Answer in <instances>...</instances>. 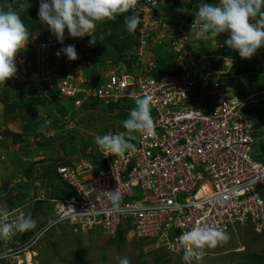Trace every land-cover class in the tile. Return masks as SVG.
I'll return each mask as SVG.
<instances>
[{"label":"built area","instance_id":"built-area-1","mask_svg":"<svg viewBox=\"0 0 264 264\" xmlns=\"http://www.w3.org/2000/svg\"><path fill=\"white\" fill-rule=\"evenodd\" d=\"M175 1L139 0L136 42L119 58H97L90 35L70 34L63 43L57 37L34 41L15 57L17 73L5 85L53 88L76 109L152 96L157 135L137 134L136 150L124 155L99 148V165L82 160L58 166L57 175L72 195L53 201L52 214L18 248L1 240L5 247L0 256L34 253L50 230L67 223L108 238L122 231L130 239L182 257L177 238L197 224L227 232L246 225L256 233L264 230V158L257 162L253 157L255 121L244 114L253 101L234 92L243 75L236 68L239 52L232 49L237 57L227 58V33L195 38L200 25H192L198 5L210 1ZM68 45L75 46V61L63 53L57 56ZM255 57L264 63V47ZM167 58L173 65L159 72L158 59ZM258 95L264 98V91ZM109 132L122 131L103 134ZM117 188L123 197L120 214L111 211L106 193ZM16 210L10 211L9 222Z\"/></svg>","mask_w":264,"mask_h":264},{"label":"clouds","instance_id":"clouds-1","mask_svg":"<svg viewBox=\"0 0 264 264\" xmlns=\"http://www.w3.org/2000/svg\"><path fill=\"white\" fill-rule=\"evenodd\" d=\"M138 3L139 0H40L38 17L60 43H63L67 28L70 36L74 38L90 35L89 43L95 45L97 24L114 21L125 13H132L125 16L124 23L127 31L134 33L140 24V17L135 14ZM20 7L23 8V5ZM195 24L200 25L195 32L197 40L215 39L221 33H227L225 44L238 51L241 58L251 59L258 49L264 47V0H219L218 3H201L192 26ZM28 43L29 30L19 13L11 5L0 7V86H4L8 79L16 75L15 57ZM61 53L72 61L78 58L74 45L62 48L57 56ZM132 99L135 106L122 122L126 131L95 136V143L102 151L111 155H124L136 150L133 141L137 139V134L142 137L157 135L156 122L151 112L152 96H136ZM106 193L111 202V211L115 214L122 213L123 197L119 188ZM9 215L6 205H0V251L5 247L1 240L11 241L12 244L7 247H13L16 235L35 230L37 226L31 214L22 209L16 210L15 219L10 222ZM229 239V234L223 228L207 223L197 224L177 238V251L182 248L184 264H192L193 259L203 257L206 249L215 248ZM22 243L18 242L16 245ZM117 261L118 264H131L127 256H119Z\"/></svg>","mask_w":264,"mask_h":264},{"label":"rangeland","instance_id":"rangeland-1","mask_svg":"<svg viewBox=\"0 0 264 264\" xmlns=\"http://www.w3.org/2000/svg\"><path fill=\"white\" fill-rule=\"evenodd\" d=\"M21 4L23 8L20 7ZM8 5H11L19 14L27 13L38 16L40 0H0L1 7L6 8ZM67 34L69 33L66 28L65 35ZM41 35H45L46 38L56 37L48 27L34 28L29 31V43L17 56H20L27 47L32 46L34 41L38 43L37 38ZM225 53L228 59L237 57L232 49H226ZM236 64L239 71H246L240 79L236 80L234 92L239 97L253 101L246 105L244 114L255 121L254 134L257 142L253 157L257 162H261L264 158V98L258 93L264 91V71H262L264 63H260L256 57L251 59L240 57ZM58 103L59 106H48L53 111L41 110L43 115L49 119L51 129L45 137L51 143L59 142L60 144L59 150L51 156V159H55L54 162L64 157L71 161L76 159V163L82 160L88 161L91 155L96 156L99 152V147L94 140L96 135H102L108 130L125 131L122 125L124 119L117 118L118 112H110L108 107L94 108L90 105L76 109L73 102L68 99H60ZM132 103L135 106V103ZM38 108L41 109V107ZM54 108L60 109V112H54ZM125 117L127 118L128 114H125ZM84 144L87 149L82 152L80 148ZM97 170L98 168H95L94 172ZM36 228L32 230V235L38 230ZM227 233L230 236L228 242L206 249L203 257L193 259L192 264H264L263 232L258 234L246 225L238 226ZM110 239L98 230L84 231L80 230L76 224L67 223L50 230L34 253L24 251L19 256H12L8 253L3 256L6 258H0V264H71V259L75 260L79 255L86 257L87 264H118L117 257L119 256L129 257L131 264H184L182 256H172L150 243L136 241L125 235L120 243L112 242ZM16 243L13 244L16 245Z\"/></svg>","mask_w":264,"mask_h":264},{"label":"crops","instance_id":"crops-1","mask_svg":"<svg viewBox=\"0 0 264 264\" xmlns=\"http://www.w3.org/2000/svg\"><path fill=\"white\" fill-rule=\"evenodd\" d=\"M16 91L7 85L0 88V93L8 98ZM38 107L6 109L0 100V205H6L9 212L18 208L30 213L40 227L52 214L53 201L61 199L64 192L55 168L77 160L51 159L60 144L45 137L51 132L49 119L42 113L44 108ZM89 160L99 165L96 157ZM31 232L16 235L13 243L24 242Z\"/></svg>","mask_w":264,"mask_h":264},{"label":"trees","instance_id":"trees-1","mask_svg":"<svg viewBox=\"0 0 264 264\" xmlns=\"http://www.w3.org/2000/svg\"><path fill=\"white\" fill-rule=\"evenodd\" d=\"M208 1H210V3L219 2V0H208ZM175 3L179 4L177 0L175 1ZM19 15L29 31L34 28H38V27L43 28V29L47 27L42 21H40L37 15H28L27 13H23ZM128 15H131V13L129 12V13L119 15L114 21H106V22L97 24L96 33H95V36H96L95 51H96L97 58H103L106 56L113 57V58H119L121 57L122 53H124L128 48H130L136 42V39H137L136 31L134 33H129L124 23L125 16H128ZM45 40H46L45 35H41L37 38V42H44ZM157 63L159 65V68H158L159 72H161L160 68L164 69L163 71H166L169 66L173 65L172 58H167L166 60L158 59ZM253 65H254L253 68L255 70L256 68L255 62ZM237 71L240 72L241 74H244L246 70L239 71V69H237ZM166 73L167 72H165V74ZM0 100L3 101V104L5 105L6 109L9 108V109L14 110L17 108L19 109L27 108L29 106H40L50 112L53 110L52 109L50 110L48 106L49 105L59 106L58 102L60 101V97L58 95V92L54 90L53 88H49L47 86H41V87L36 86L33 90H26V89H23L22 87H18L15 94L10 96L9 98L4 97L0 93ZM132 104H133L132 101L123 100L116 105L109 106L108 111L110 112L117 111L118 115L116 117L123 118L125 120L126 118L125 114H128L129 111L134 107ZM92 106L95 108L97 106H101V104H99V102H93ZM54 112H60V109L54 108ZM43 131L44 129L41 132ZM80 149L82 152H84V150L87 148L84 144L82 145ZM95 157L96 156L91 155V158H95ZM62 183L64 184V192H62V197L72 195V191H70L68 186L64 182ZM24 233H22L21 236ZM124 235L125 233H123L122 231H118L116 234V237L111 238L110 241L120 243L124 240ZM0 247H2L1 244H0ZM85 258L86 257L84 255L82 256L79 255L77 256L75 260L71 259V264H87V261Z\"/></svg>","mask_w":264,"mask_h":264}]
</instances>
